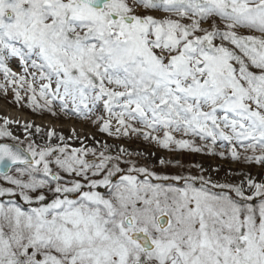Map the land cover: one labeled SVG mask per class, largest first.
<instances>
[{
	"label": "snow or ice",
	"instance_id": "6c2138e0",
	"mask_svg": "<svg viewBox=\"0 0 264 264\" xmlns=\"http://www.w3.org/2000/svg\"><path fill=\"white\" fill-rule=\"evenodd\" d=\"M0 77L34 110H102L109 136L221 158L227 142L233 161L264 166V0H0ZM10 123L0 264H264V179L25 146Z\"/></svg>",
	"mask_w": 264,
	"mask_h": 264
},
{
	"label": "rangeland",
	"instance_id": "374dc122",
	"mask_svg": "<svg viewBox=\"0 0 264 264\" xmlns=\"http://www.w3.org/2000/svg\"><path fill=\"white\" fill-rule=\"evenodd\" d=\"M13 71L20 72L21 69L17 65H12ZM2 82V77H0ZM30 93L21 92L23 99L19 102L15 100V96L9 87L7 94L0 92V126H3L4 117L2 112L16 116L21 121L13 122L7 126L8 131L19 141H23L26 146L29 141L35 142L36 145L44 147L51 143L67 144L69 150L71 148L86 147L94 148L97 153L107 151L113 155L118 154V149L123 147L132 155L125 157L126 159H134L141 165H146L158 172L177 175L188 174L199 175L201 169L204 170L205 176H210L213 180L221 181L229 180L239 182L245 174H251L257 180L264 179V166L257 164H245L243 162L233 161L228 154L227 142H218L216 151H224L226 154L223 158L219 155H210L206 152L193 153L187 150L184 151H169L158 147L154 143L142 141V139L116 138L109 136L107 133L99 131V124L93 123L96 116L103 115L102 110L97 111L90 119L77 117L74 114L65 115L57 110V115H52L46 109H35L29 106L28 96ZM42 103V102H41ZM55 109V103H54ZM27 125L32 127L26 128ZM115 127V124L113 125ZM40 131L37 132L36 129ZM55 131L57 137L63 136V142L57 137L48 140L47 133ZM16 143L11 138H0V143ZM199 143V141H198ZM221 143L224 147H221ZM108 145L105 149L104 145ZM242 151V150H241ZM90 159L92 157H89ZM166 161L164 165L160 164V160ZM199 165L200 167H194ZM122 167H125L123 164ZM218 170V171H217Z\"/></svg>",
	"mask_w": 264,
	"mask_h": 264
},
{
	"label": "bare ground",
	"instance_id": "6f19581e",
	"mask_svg": "<svg viewBox=\"0 0 264 264\" xmlns=\"http://www.w3.org/2000/svg\"><path fill=\"white\" fill-rule=\"evenodd\" d=\"M2 112V115L4 117V119H8L9 121H11V123L13 122H20L21 120L19 118H17L16 116H13V115H9V114H6L5 112L1 111Z\"/></svg>",
	"mask_w": 264,
	"mask_h": 264
}]
</instances>
